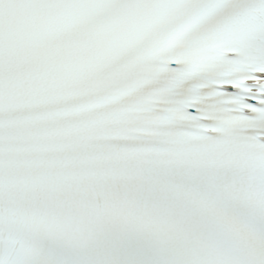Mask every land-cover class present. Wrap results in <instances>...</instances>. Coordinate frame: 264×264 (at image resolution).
Instances as JSON below:
<instances>
[{
  "label": "snow or ice",
  "instance_id": "1",
  "mask_svg": "<svg viewBox=\"0 0 264 264\" xmlns=\"http://www.w3.org/2000/svg\"><path fill=\"white\" fill-rule=\"evenodd\" d=\"M0 264H264V0H0Z\"/></svg>",
  "mask_w": 264,
  "mask_h": 264
}]
</instances>
